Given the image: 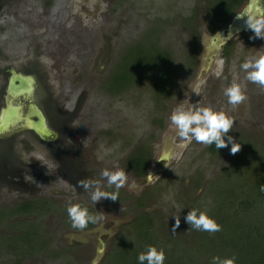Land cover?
<instances>
[{"label":"rangeland","instance_id":"rangeland-1","mask_svg":"<svg viewBox=\"0 0 264 264\" xmlns=\"http://www.w3.org/2000/svg\"><path fill=\"white\" fill-rule=\"evenodd\" d=\"M36 1L11 0L5 5L0 0V20L11 21L7 26L8 34H14L16 38L20 36L17 30L22 28V23L26 24L27 35L23 37L28 38V43L34 41L41 46L39 50L42 49L44 61L58 74L55 79L60 84L59 87L56 83L58 99L64 102V96L70 94L68 109L71 110L81 99L73 127L85 139L82 142L88 152L85 160L93 161L91 166L99 171L100 176L106 169H120L128 150L131 152L141 141L157 138L158 147L154 153L161 157L168 155L166 163L157 164L158 176L162 178L160 183L151 186L158 179L152 178L153 182L144 188L136 184V180L128 178L124 187L129 188L132 183L138 185L131 189L130 195L135 193V198L136 195H148L146 197L151 201L142 208H146L161 224L152 225L150 230L154 237L145 240L137 227H134L132 235V222L129 223L133 216L131 208L116 210L113 214L109 210L111 215L107 221L117 225L103 222L89 233L73 231L68 214L66 217L60 214L24 217L18 228L15 218H8L1 222L3 225L0 227V264H105L107 260L109 264H124L127 259L139 256L142 253L140 248L150 245L163 249L165 262L170 264H213L214 257L223 259L235 255L230 249L222 248L215 237L207 235L209 232L192 229L189 224L183 225L188 212L197 209L207 215L211 212L212 218L216 222L220 220L219 225L224 227L231 209L230 198L240 196L242 188L245 189L251 179L264 171V88L246 80V72L241 67L235 68V59L229 67L218 59L209 71L200 74L202 53L198 57L191 54L190 50L196 44L184 25V18L195 9V25L203 50L205 37H211L206 32L211 23L205 16L206 0H84L82 4L85 6L96 1L99 12L95 16L84 17L83 25L76 12L78 9L68 7V0H54L53 19L45 24L46 18ZM75 3L76 7L80 5L77 0ZM250 41L239 46L242 49L238 48L237 57L242 64L248 57L264 54V39ZM150 42L167 49L176 67L175 85L169 99L162 100L163 107L153 98L150 79H142L134 88L117 95L103 88L111 67L116 63L112 70L113 79L124 67L128 69L131 66L127 62L131 56L124 52L125 48L135 43L145 46ZM103 57L106 59L103 73L96 76L94 70L101 67L100 59ZM200 80L204 83L195 87ZM233 82L239 83L247 96L236 106L230 105L224 94ZM181 105L186 109L193 105L211 106L228 114L235 121L228 135L240 143L241 150L232 155L229 144L227 148L210 154L208 146L195 140L186 148L180 147L184 141L176 136L170 116ZM155 117L167 120L166 129L158 132L153 128L151 119ZM167 141L172 144L165 147ZM25 181L29 187L25 191L26 197L35 193L31 190L37 187L46 195L49 191L61 193L67 190L60 181L33 178H25ZM0 190L3 193L4 189L0 187ZM106 202L110 201L106 199ZM104 203L102 200L95 206L102 207ZM104 213L108 214L106 210ZM175 217H180V226L173 233ZM16 230L22 235H2ZM118 243L120 245L115 249ZM172 247L177 249L173 256L170 254L174 252ZM99 250L102 251L100 256Z\"/></svg>","mask_w":264,"mask_h":264},{"label":"flooded vegetation","instance_id":"flooded-vegetation-1","mask_svg":"<svg viewBox=\"0 0 264 264\" xmlns=\"http://www.w3.org/2000/svg\"><path fill=\"white\" fill-rule=\"evenodd\" d=\"M10 2L11 0H3L5 5ZM75 2L76 0H68L67 5L68 7L78 9L76 12L79 15L82 25V19L84 17H92L99 12L98 3L96 1L85 6L82 4L84 0H77V2L80 3L77 7L75 6ZM36 3L38 8L41 9L39 10L42 12V16L46 18L44 19L46 21L45 24H49L54 16L52 12L54 0H37ZM1 8L2 2H0V9ZM9 22L0 20V38H3L0 42V118H2L4 111L14 108L16 109V114L20 116V123L17 127L9 126L7 130L0 131V181H2V183L0 182V187L4 189L3 193H1L0 190V227L3 225L1 222L8 218H15L14 221L18 228V224H21L20 221L23 220L24 217L29 218L32 215L36 217L40 216V214L52 216L60 214V216H67L68 206L77 203L82 207H87L90 214L100 217L96 223H89L90 225L83 230L74 228L72 222H70L73 231L78 232L89 233L99 224L109 222L107 221L108 217L111 215V213L109 214V210H111L110 212L113 214L116 210L120 211L123 209L122 211H124L126 210L125 208H131L133 210V216L129 223L134 220L136 212H149L146 208L139 207L141 204L146 205V203L151 201L150 197H146L148 196L146 194L140 195L139 197L136 195L137 198H135V193L133 196L130 195L131 189L122 187L119 189L117 201L113 202L111 199H108L110 202H106V199H104L103 201H105V203L103 206L98 207L95 206L97 202H93L89 194L79 186V181L86 178H93V176L98 179L99 176L101 189L103 191L109 193L116 191L115 186H106L107 182L101 178L99 171H96V169L91 166L93 161L85 160V154L88 153L86 147L82 144L85 139L82 133L73 127V122L78 115L77 111H79L81 99L76 101L71 110L66 106L69 101L68 95L70 94L64 96V102L58 99V92L56 90L57 81L55 80L58 78V74H56V72L50 68L49 64L44 61L43 56H41L42 49L39 50L41 46L38 43H34V41L33 43H28V38L23 37L27 35V33H25L27 27L24 22L22 23L23 29L17 30L20 32L18 38H16L17 36H14V34H8L9 31L7 30V26ZM23 31L25 34H23ZM206 32L209 34L208 30ZM9 35H11V37H9ZM253 36L254 33L251 30L240 34L223 47L218 58L228 67L233 59H235L237 60L235 61V68L241 67L242 61H240L239 56L237 57L238 48L244 45V43L246 45L249 40H251L250 42L256 41V39L251 38ZM46 43H48V41ZM226 47L228 48L226 49ZM201 53L202 45L200 41V51L197 57L200 56ZM100 62L101 67L95 68L94 70L96 76L103 73L106 59L103 57L100 59ZM116 64L111 67L112 69L109 71L110 73L107 75L103 86V88H106L107 91L115 95L119 93L111 87H113L114 83L112 70L114 67L116 68ZM75 70L76 69H74V71ZM77 72L80 73V70H77ZM11 83L16 86V93H12L11 90H9ZM57 84H59V82ZM126 91H128V89L123 92ZM214 97H216V95H214ZM36 110L42 111L48 121L50 129L56 133V138L54 140L46 142L41 141L33 130L24 127L27 116L30 115L29 119L31 121L37 120L35 116H32ZM154 119L160 120V118L155 117L151 119V125L156 131L159 132L166 129L165 125L167 126V120H163L161 126L156 123ZM156 140L157 138L155 137L154 140L141 141L131 152L128 150L127 155L124 157L119 167L125 170L128 178L136 180V184L140 187L145 188V186H149L152 181L149 173L155 176L153 178L154 180H156V177L158 178L151 186L158 185L162 179L158 176L159 170L157 164H164L167 162V159H163L161 156H157L154 153L156 147H158V145H156ZM171 144L170 141H167L165 142V147ZM142 151L144 153H149L150 162L147 166L146 174L142 177H138L131 168L132 158L135 155L139 156L138 152ZM25 178H33L34 180L40 179L41 181L48 182L54 180L60 181L67 190L64 189L61 193L49 191L48 195H46L43 189L37 187V189L34 188L31 190L35 193L26 197L25 191H28L29 187L26 185L27 182ZM61 197L64 198L61 199ZM25 209L30 211L26 216L24 215ZM105 210L108 214L104 213ZM104 218L106 219L103 221ZM109 223H111V226L117 225L111 221ZM4 234H6V236L11 235L13 237H19L22 235V232L20 233L16 230V232H3L2 235Z\"/></svg>","mask_w":264,"mask_h":264},{"label":"trees","instance_id":"trees-1","mask_svg":"<svg viewBox=\"0 0 264 264\" xmlns=\"http://www.w3.org/2000/svg\"><path fill=\"white\" fill-rule=\"evenodd\" d=\"M245 1L206 0L205 16L211 22L208 27L209 34L214 35L218 29L227 25L231 18L242 8ZM195 23L196 11L194 9L190 16L184 18V25L190 30L192 41L196 44L190 50L193 57L197 56L200 51V35L196 30ZM144 45L142 43H135L125 48L124 52L127 51V54L129 52L131 56V59L127 60L131 66L128 69L124 67L122 72L118 74V77L113 79V88L117 93H121L124 90L134 88L142 79H150L153 85V98L158 105H161L163 99H169L170 93L174 88L176 67L167 49L153 42ZM161 107L163 106L161 105ZM154 121L162 126L161 120L154 119ZM207 150L210 154H215L218 151L214 144L208 146ZM138 153L139 156L135 155L132 158L131 168L136 176L142 177L146 174L150 155L148 152L144 153L143 151ZM262 186H264V171L251 179L245 189L242 188L240 196L228 199L231 209L227 214V219L224 221L226 225L221 228L222 230L215 233H207V235L215 237L216 241L219 240L222 248H228L235 254V264H264V191L261 190ZM143 206L145 205L141 204L139 207L142 208ZM28 213L30 211L25 209L24 215L26 216ZM208 216L210 218L214 217L211 212L208 213ZM219 222L220 220H217L218 224ZM155 224L161 223L151 213L136 212L135 218L130 224L132 235L134 227H137L142 232L143 238L148 240L154 237L150 227ZM187 224V222L186 224L183 223V225ZM32 234L35 235L36 233L33 231ZM119 245L120 243L117 244L115 249ZM146 248L147 246L140 249L144 252ZM176 250L172 247V251L174 252L170 254L173 256ZM179 258H181L180 254ZM127 260L124 264H140L138 256ZM108 261L105 264H109ZM144 264H147V261ZM164 264L170 263L164 261Z\"/></svg>","mask_w":264,"mask_h":264},{"label":"clouds","instance_id":"clouds-1","mask_svg":"<svg viewBox=\"0 0 264 264\" xmlns=\"http://www.w3.org/2000/svg\"><path fill=\"white\" fill-rule=\"evenodd\" d=\"M247 29L254 33L252 39H264V14H249L247 11L237 15L238 19L245 18ZM241 68L246 72V80L257 84L264 88V54H258L246 58ZM204 83L203 80L198 81L195 87H200ZM224 94L228 98L230 105L236 106L243 103L247 96L242 90L239 83L233 82L225 90ZM171 124L175 126L176 136H178L183 144L182 148H186L193 140L205 146L215 145L217 149L227 148L231 145V154L235 155L241 150L240 143H237L233 136L228 133L233 128L234 119L226 114L224 111H216L211 106L199 107L193 105L191 108H185L182 105L175 108L170 116ZM225 137L227 139H225ZM101 176L106 179L107 186H115L116 191L109 193L101 190L100 181L96 178H86L79 181V186L89 194L93 202H100L104 199H111L113 202L117 201L119 189L124 187L128 182V175L123 169L115 171L104 170ZM150 178H154L149 173ZM130 189L138 187L135 183L128 185ZM264 191V186L261 188ZM69 219L74 228L83 230L87 228L89 223H96L100 217L90 214L87 207H82L80 204H71L67 208ZM185 221L191 226L190 228L198 231H206L215 233L221 231L219 225L213 218H210L205 211L197 209L190 210ZM180 226V217H175V225L172 232ZM166 259L163 249H157L155 246H147L146 251L138 256L140 264H164ZM236 257L231 258L214 257L213 264H235Z\"/></svg>","mask_w":264,"mask_h":264},{"label":"water","instance_id":"water-1","mask_svg":"<svg viewBox=\"0 0 264 264\" xmlns=\"http://www.w3.org/2000/svg\"><path fill=\"white\" fill-rule=\"evenodd\" d=\"M245 11L249 14H263L264 0H246L242 9L231 18L225 27L219 29L214 35H211V37H205L200 74L209 71L211 65L219 61V53L229 41L249 30L245 24L246 17L242 19L237 18V15H240ZM16 89V86L11 83L9 90H11L12 93H16ZM29 116L26 117L24 127L33 130L41 141H52L56 138V133L50 129L48 121L41 110H36L32 114V116L37 118L36 121H31ZM19 119L20 116L16 114V109L11 108L4 111L2 118H0V131L7 130L9 126L17 127L20 123ZM167 157L168 155L162 156L163 159H167ZM101 253L102 251L99 250L98 256H100Z\"/></svg>","mask_w":264,"mask_h":264}]
</instances>
